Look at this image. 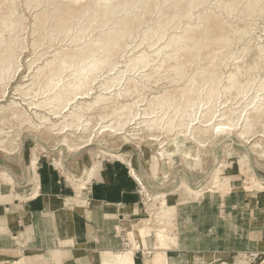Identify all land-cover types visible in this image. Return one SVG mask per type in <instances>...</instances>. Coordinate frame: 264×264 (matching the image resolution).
<instances>
[{"label":"rangeland","instance_id":"1","mask_svg":"<svg viewBox=\"0 0 264 264\" xmlns=\"http://www.w3.org/2000/svg\"><path fill=\"white\" fill-rule=\"evenodd\" d=\"M27 1L29 0H13V2L17 3V8L20 14H22L20 22H18L15 27L18 38L16 42L13 43L12 51L9 53L10 55H8V59L10 61L7 60L4 63H2V61L0 62V147L7 148V151L0 150V183L5 184V179H13L10 183L12 185H9L10 187L8 188L10 192V203L3 208V211L5 212L4 215H9L10 222L14 223L16 217V214H11L10 212H16L18 207L21 206L17 207L13 203L16 202L23 204L25 202V196L32 192L31 189L35 186L36 171H38V167L42 163L49 164L51 168H55L58 172H60V174H62L66 183L74 189V199L72 200V204L74 206H83L87 204V199L85 197L87 188L80 195L76 192L77 190L75 188H79V185L85 181L87 171H89L93 165L97 164V167H99V165L102 166L105 162L120 161L124 158L121 161H123L124 164L128 166L132 174L136 176L142 192L140 207L139 205L136 206V209L140 211V216L137 217L132 215L133 223H137L138 221L135 219L140 218L141 216L147 220H152L153 214L158 211L164 218H166L165 224H162H164V227L167 228L166 233L169 236L173 235L174 231L175 207L173 205L176 200V195L178 193L185 194L183 195L184 197H188L186 195H191L186 192L185 184L194 190H199L208 186L213 177L214 170L221 165L222 161L232 160V164H228V167L225 168L226 170L221 177L222 186L214 189V191L217 190L221 193H227L232 188H237L238 190L236 191L243 193L254 192L253 190L256 189L263 191L260 189V185L258 183H264V159L258 157L255 153V150L252 147L254 141L250 143L253 138L255 141L260 139L262 146H264V137L258 136L259 134L262 135V131L264 130L262 123L255 128L257 130L252 128L251 132L247 134L249 137H246L245 139L241 136L240 130L238 131V129L243 130L245 127L244 125L241 126L242 119L239 121V126L232 130L234 126L230 127L231 120L227 122L228 116L225 118L226 120L224 119V122L228 123L227 126H224L225 128L223 129L222 126L219 128L218 125L215 130H212V138L210 136L201 137L202 140H204L199 142L195 141L196 139L192 138L193 135L189 134L192 126L200 128V125L204 123L207 116L209 117L210 113L207 111L211 106H213L214 109L216 108L215 110H220L216 113L218 115L228 108L227 105H232V107L238 106L239 103L235 104V102L239 99V97H241V95L248 93L247 96H249L250 93L253 92L252 90L257 88L255 86L260 78H256V74L259 73L264 76V69L262 68L264 65V53L261 54L262 56L260 59V53H258L259 47H257L260 44L264 45V16H258L256 12L250 14L249 16L243 14L241 12L242 8L240 5L242 4V6H245L246 0H243L244 3L240 2V5L238 4L236 6V12L235 10H231L228 0H193L190 11L191 14L190 12L182 14L179 13L176 4L179 3L180 0H156V9L153 13L143 10L142 5L144 0H127V3L124 4L122 10V4H119L117 0L106 3H96L92 5L100 12H112V21L107 20L104 24L98 25V29H92V27L88 28L86 32V29H84V32H80V30H82L89 15H92L93 8L91 6L86 7L85 15L78 19L80 21L77 24H75L77 22L75 21L69 27H61L58 32V30H55V28L51 26V22L48 21L42 24L37 21L38 17L36 18V16L39 11L36 9L42 8V5L45 3L36 8L35 2H31L32 4L29 6ZM13 2L11 0H0V40H4V42H9V34L7 30L9 27H13V21L15 19L14 15L8 14V10L5 9V7L12 6ZM116 2H118V4H116ZM227 10H230V12ZM34 11L36 12L34 13ZM160 11H170L171 17L169 20H162V18L158 19L157 13ZM143 12V20L135 23L136 26L133 29L132 35L127 34L121 42V47L119 49L116 48V52L113 56V70H110L112 66L109 65V61H103L104 64L102 63L103 65L101 69L98 67L99 70H93L92 72L93 67L90 63L91 60L83 61L84 58H82L80 59L81 64L63 68L64 70H61L62 74L60 71L54 78H49L47 72L44 76L41 74L38 78L34 80L32 79L35 74H38L37 71L44 68L43 66L48 61H51L55 57V54L59 51H71L81 54L85 51V49H87L86 43H96L95 39L99 37L98 35L110 30L112 31L111 28L122 27V21L124 18L130 19L137 13L142 14ZM96 13H98V11L93 14L95 15ZM209 14L213 16L214 19L216 18V21L222 20L226 21L228 24L231 23L232 26H234L233 28L238 31H229L231 39L227 42L226 47L220 48L221 46H219L218 42L215 47L199 46L198 48H195L192 45L194 47L193 48L191 45L190 47L187 46L185 38H181L180 36L187 33L188 30H191L189 28H192L194 25V29H201L207 22V18L210 16ZM184 15L185 17H183ZM47 17L49 18L48 13H43V18ZM94 17L95 18L91 21V26L96 25L98 22V18L96 16ZM251 22H256V25L253 28L248 25V28L246 23ZM155 26L156 28H153ZM210 26L211 31L212 28H214V33L211 38H215L217 35V29L213 24ZM146 30H148L149 33ZM247 30H250L251 32L246 34ZM75 34L78 37L75 38L74 42H72L71 40L75 37ZM79 36L81 38H79ZM243 36L246 41L245 46H243L245 44ZM251 36L252 40L250 39ZM63 37L65 38L62 40ZM247 41L250 43L248 44ZM38 44H40L39 47H37ZM240 44L242 45L240 46ZM183 47L189 48L187 54H185L187 55V58H189L190 55H197L193 56L192 59L195 60H192L193 62L191 61L184 68L182 73L183 78L178 81L181 77L180 75H175L176 71L174 72L173 70L172 73L168 70L161 71V73H159V64H161L164 60H169L172 57L170 56L172 52L176 53ZM3 51V44L0 43V53ZM102 51L103 49L101 48L100 52ZM242 51L245 53L244 55ZM141 52L143 53V57L142 59H139L138 56ZM250 53H257L258 55H256V58H252L250 57ZM39 55L42 56L40 57ZM146 57H148V60H146ZM36 58L38 59L36 60ZM135 58L138 59V65L136 64V66L131 62V59ZM255 59L256 62H254ZM141 61L150 62V66L148 65V67L152 68L147 71H137L139 62ZM261 61L262 65H259ZM75 62L76 61H73V64ZM255 64L259 65L254 67L257 69L256 71L254 68L249 67V65L253 67ZM234 65L241 66V69L238 72V81H241V84L236 88L233 86L232 89L224 88L225 85L228 84L226 77L231 70H235ZM6 66H8V69ZM260 67L262 68V71ZM57 68L58 66L55 67V70H57ZM65 69H67L66 72ZM153 69L154 74H151L152 77L150 79H146V76H143V74L148 73L151 70L153 71ZM202 69H206L207 72L215 71V75L217 76L218 73L219 75L217 77L214 75V77L211 78L205 73L206 71L201 73ZM118 70H122L124 72V77H122L121 83L119 84L116 82L115 84L118 86L114 85V87L108 90L109 92L107 91V94H102L105 89L102 90L101 85L110 78L116 77L119 73ZM86 72L88 74L90 72L93 73L92 77L94 78V82L92 81L91 83L93 89L90 90V95L86 94L83 96L79 94L73 101L74 104L84 106V116L80 119V126L83 130H64V133L63 131L58 132L56 128L59 125L53 127L52 122H60L62 124L70 121L71 119L61 122L63 118L53 113V107H50V109L49 106L38 107L34 103H38L41 100L43 101L44 98H50L53 93L56 92L64 95V97H66V95L69 96L71 92H67L68 90L70 91L68 83L70 81H75L76 78H79L81 73ZM116 72L118 73L115 75ZM193 79H196L197 81V92L195 90V93L187 95L177 90L178 88H181L184 83H189V81H193ZM29 83H32V89H29V86H26ZM134 85H140L139 87H143V91L142 88H140L137 94H135V92L134 94L129 95L130 92L126 90L129 89L132 91ZM19 88L27 94L20 92V90H18ZM66 88L67 91L65 90ZM85 88L86 86L81 89ZM115 88L116 90H114ZM47 89H49V91ZM43 91L46 92L43 93ZM78 91L79 90L76 92ZM239 91L241 92L238 93ZM116 92L123 93H120V98H118L119 105L141 100V102H137V107L135 105L132 106L133 110L139 108L138 110L142 112V109L148 105L150 106L149 108L152 109L153 107V109L155 108L157 110L158 116H164L162 119L163 121H161V123L160 121L155 123L152 125L153 127L149 126V123H145V125L143 124L144 128H141L139 132L140 134L142 133V135H147L145 140L142 141L139 139H132L135 135H128L129 132H133V130H130V127H128L129 124L126 126L121 125V121H125L126 119H123L124 117L120 119V112L112 113V108L108 107V109L105 108L104 104L100 105V102L103 103L102 101H98L99 103L97 102V104L95 103L90 107L91 109H86L89 102H92L98 94L101 93V95L112 97ZM161 93L163 96L167 97L176 94L177 99V104H174L168 110L166 109L164 113H162V109L159 108L161 99H155V96H159ZM236 95H238L236 100H232V98ZM188 98H191V101H187ZM227 98L230 99L225 106ZM74 104L71 102V104L67 107L66 112L68 111V108L73 107ZM14 105H17V109L20 110L21 117H15V115H13L14 112L12 109ZM236 109L238 108H235V110ZM63 114H65V110ZM108 114H111L109 119L115 114L113 116L114 118L108 122L110 124L113 123V125H116L117 128L123 127V129L114 130L111 129L108 122L107 124L104 123L103 121L106 119L104 117ZM218 115L215 116V119L221 117ZM43 116L49 118L50 120H45L44 122V120H41L40 118ZM171 116H173L172 124L166 126L165 123H167L166 121H168ZM235 116L236 114L233 117ZM180 118H182V120L186 123H189L190 120L195 118V120H193L194 122L192 121V124L188 125V132L185 134L187 137L183 140L184 142L180 140L182 139V129L178 125ZM219 118L217 121L214 119V121H223L222 119L219 120ZM84 119L85 121H83ZM200 120L202 121L200 122ZM236 120L237 117H235L233 121ZM82 121L84 123L88 121L89 124L84 126ZM196 122L197 124L195 125L194 123ZM105 124L108 126L105 127ZM250 128L248 130H250ZM254 130L258 131L257 134H255L257 138H255L252 134ZM149 134H155L160 137L156 140L155 138H151L152 135L149 138ZM65 136H67L72 143H80L82 141L80 139H90L88 141L90 145H87L80 150L69 149L62 143ZM160 138H162L161 141H164L165 143L160 144ZM165 149L168 153H171L172 156L159 154L160 151ZM112 153H120L123 154L124 157L117 158L115 156H111ZM241 157L247 159V163L245 162L246 160H243L245 164H242V166L239 161L242 159ZM78 162L82 163V168L80 170L76 168V164ZM35 165H37V167H35ZM203 191L199 192L202 194ZM155 195H158V197L153 198L152 201L148 200L149 197L152 198ZM13 199L16 200L13 201ZM154 200H156V202ZM153 201L155 203L151 204ZM11 205H13L12 208L10 207ZM151 225L152 224L148 227H151ZM153 226L155 225H152V227ZM123 234H125V230L121 231L120 238ZM149 238L154 239V236ZM128 240L131 242L130 238ZM167 246H169V244L161 247L166 248ZM122 249L129 250L131 247L124 248L122 246ZM161 252L163 253L164 251ZM237 257L238 264H245L238 254ZM30 259L32 264H37L35 259ZM5 260L2 259L0 264H9V261L13 263H20L24 261L14 259Z\"/></svg>","mask_w":264,"mask_h":264},{"label":"crops","instance_id":"2","mask_svg":"<svg viewBox=\"0 0 264 264\" xmlns=\"http://www.w3.org/2000/svg\"><path fill=\"white\" fill-rule=\"evenodd\" d=\"M81 165L78 162L76 168ZM100 166L91 182L80 191L75 188L79 195L87 188V204L74 206V189L60 172L42 163L37 171L38 193L23 204L13 203L21 205L10 212L16 214L14 223L3 211L10 203V184L0 183V261L32 264V258L37 264H103L112 255L120 258L126 251L120 234L140 207V185L121 160ZM236 190H204L197 197L178 193L169 246L162 248L148 238L146 246L135 251V264H146L156 251H164L160 264H238V252L264 251V190Z\"/></svg>","mask_w":264,"mask_h":264},{"label":"bare ground","instance_id":"3","mask_svg":"<svg viewBox=\"0 0 264 264\" xmlns=\"http://www.w3.org/2000/svg\"><path fill=\"white\" fill-rule=\"evenodd\" d=\"M11 1L13 2V0H11ZM110 1H113V0H29V1H27V4L30 6V4H32L31 2H35L36 3L35 6H36V8H38L43 3H45L44 5H42V8L36 9L37 11H39L37 13V16H36V18L38 17V20L37 21L40 22V23H42V24L43 23H46L48 21L51 22V26L54 27L55 30H58V32L61 29V27H64V26L69 27L75 21H77L75 23V24H77L80 21L78 19L82 18L85 15V13H86V10H85L86 7L91 6L93 8L92 15L91 16L89 15V17L86 20L85 25L83 26L82 30H80V32L81 31L84 32V29H86L85 30V32H86L88 30V28H91L92 27V29H98L99 28L98 25L104 24L105 22H107V20H109V21L111 20L112 21V19H111L112 18V15H111L112 12L111 11L100 12L97 8H95V6L92 5V4H96V3H102V2L106 3V2H110ZM117 1L119 2V4H122V8H121V10H122L124 4L127 3V0H117ZM192 1L193 0H180V2L176 4V7H177L179 13L182 14V13H188V12H190L191 11V6H192L191 5L192 4ZM228 1H229L230 6H231V10H235L236 6L240 2H243L244 3L243 0H228ZM118 2H116V4H118ZM143 2H144L143 5H142L143 10H146L149 13L155 12L156 2H157L156 0H144ZM196 3H197V1H196ZM227 4H228V2H227ZM240 6L242 8L241 12L243 14H246V15L249 16L250 14L256 12L258 16H264V0H246V5L245 6L244 5L242 6V4H241ZM5 9L8 10V14L9 15H14L15 16V19L13 21V23H14L13 27H9V29L7 30L8 34H9V42H7V41L4 42V40L3 41L0 40V43L3 44V49H4V51L2 53H0V62L2 61V63H4L7 60H9L8 59V55H10L9 53L12 51V48H13L12 45H13V43L16 42V40L18 38L17 37V34H16V28L15 27L18 24V22H20L21 15H22V14H20V12H19V10L17 8V3H15V2H13L12 6H6ZM95 9H97V10H95ZM227 9H228V7H227ZM97 11H98V13H96L94 15L93 13L94 12H97ZM35 12L36 11H34V13ZM45 12H47L48 15H49V18H52V19H49L48 17L47 18H43V13H45ZM228 12H230V10ZM235 12H236V10H235ZM143 14H144V12L142 14H138L137 13L133 18H130V19L124 18L123 21H122V27L121 26L120 27H114V28H111L112 31L110 30V31L105 32L106 34L103 33V34L98 35L99 37H97L95 39V42L96 43H92V44H87L86 43L87 49L84 48L85 51H83L81 54H77V53H74V52H71V51H68V52H61V51H59L57 54H55V57L51 61H48L43 66L44 68H41V66H40L41 70L39 69L37 71L38 74H35L32 77V79L34 80V79L38 78L41 74L44 76L47 72H48L49 78L50 77L51 78H54L55 76H57V74L61 70H64L63 68H68V66L81 64L80 63V61H81L80 59H82V58H84L83 61H85V60L86 61H90L91 60L90 63L92 64V67H93L92 72H93V70L94 71L95 70H99L98 67L101 69L102 65L104 64L103 61L104 62L109 61V65L112 66L110 68V70H113V66H114V64H113L114 63L113 62V60H114L113 56H114V54L116 52V48L119 49L121 47V42L124 39V37H126L127 34H131L132 35L133 29L136 26L135 23L138 22V21H142L143 20V18H142L143 17ZM157 14H158V19H161L162 18V20L166 19V21L169 20V18L171 17V12L170 11H160ZM190 14H191V12H190ZM240 15H241V13H240ZM94 16H96L98 18V22H97L96 25H94V26L92 25L91 26V21L93 20V18H95ZM215 16H216V14H215ZM155 17H156V15H155ZM183 17H185V15ZM255 19H256V17H255ZM205 20H206V18H205ZM150 22H152V21H150ZM203 23H204V21H203ZM212 24L215 25V27L217 29V35L215 36V38H211L212 34L214 33V31H213L214 28H212V31H211V26L210 25H212ZM246 24H247V26L250 25L253 28L256 25V22H251V23H246ZM257 24H258V22H257ZM193 27H195V25L192 26V28H189L191 30H188V31L185 30V31H187V33H185L184 35H181L180 37L181 38H185L186 45L187 46L190 47V45L191 46L193 45L195 48H198L199 46H202V47L203 46H206V47H212V46H214L215 47V45L217 44V42H218L219 46H221L220 48L226 47L227 42L231 39L230 34H229V31L230 32H234V31L236 32V31H238L237 29L233 28L234 26H232L231 23L228 24L226 21H222V20H220V21L217 20L216 21V18L214 19V17L211 16V15L208 16L207 22L203 25V27L200 26V27H202L201 29H194ZM153 28H156V26L153 27ZM158 28H159V26H158ZM248 28H249V26H248ZM146 31H148V30H146ZM250 32H251L250 30H247L246 31V34H248ZM148 33H149V31H148ZM79 35H80V33H79ZM80 36H79V38H81ZM162 36H163V34H162ZM77 37L78 36H76V34H75V37H73V39L71 41L74 42L75 41V38H77ZM64 38L65 37H63L62 40ZM71 38H72V36H71ZM71 38H69V39H71ZM144 38H146V37H144ZM243 38H244V36H243ZM250 39L252 40V36L250 37ZM247 40H248V38H247ZM244 41H245V38H244ZM254 41H252V42H254ZM244 43L245 44L243 46L246 45V41ZM249 43L250 42H248V44ZM35 45H36V43H35ZM241 45L242 44H240V46ZM39 46H40V44L37 45V47H39ZM167 46H169V45H167ZM171 46H172V44H171ZM183 46H185V45H183ZM257 47H259L258 48V53H260L259 54V57L261 59V56H262L261 54L264 53V45H261L260 44ZM101 48L103 49L102 52H100V49ZM170 48H172V47H170ZM42 49H43V47H42ZM188 49H189L188 47H183V48H181L179 50L177 49L178 51L176 53H173L171 51L172 54L169 53L170 56H172L169 59L170 61L169 60H164L161 64H159L160 65L159 68H158V70L160 71L159 73H161V71H167V70L168 71H171V73H172V70L174 72L176 71L175 75H180L181 78L178 77L179 78L178 81H180L183 78L182 77L183 76L182 73H183L184 68L192 60H195V59H192L193 56H197L195 54V55H190L189 58H187V55H185V54H187ZM238 51H239V48H238ZM232 53H233V50H232ZM242 53H243V51H242ZM44 54H45V52H44ZM137 54H139V53H137ZM244 54L245 53H243V55ZM250 55H251L250 57L256 58V55H258V54L257 53H253V54L250 53ZM142 57H143V53L141 52V54H139L138 58L139 59L140 58L142 59ZM12 58H13V53H12ZM37 59L38 58H36V60ZM146 60H148V57H146ZM9 61H8V63H9ZM73 61H76V62L73 64ZM137 61H138V59H136V58L135 59H131V62L133 64H135V66L138 63ZM254 62H256V59H255ZM8 63H7V65H8ZM149 63L150 62H148V61H143V62L141 61V62H139V67H138L137 71H139V70L140 71H147L150 68H152V67H148ZM258 63H259V61H258ZM257 64H255L254 66L252 65L253 67H251L249 65V67L250 68H254V67H257L259 65H262V61H261V63L259 65H257ZM57 66H58V68H57V70H55V67H57ZM263 66H262V68L264 69ZM234 67H235V70L234 69L231 70V72L226 77L227 78V81H228V84H226L224 88L232 89L233 86H234V88H236V87H239V85L241 84L240 83L241 81L240 82L238 81V78H239V73L238 72L241 69V66L240 65H234ZM6 68L8 69V66H6ZM133 68H135V67H133ZM262 68H261V71H262ZM66 70L67 69H65V72H66ZM254 70L256 71L257 69L254 68ZM131 71H132V69H131ZM204 71H206V69H202L201 73L204 72ZM92 72H90L89 74L87 72L86 73H81L78 79L76 78L75 81H70L68 83V86H69L70 91L69 90L67 91V88L65 90L67 92H71V94L69 96H67L65 94L66 97H64V95L56 92V93H53L52 97L47 98V99L44 98L46 100L43 99V101L42 100L41 101L39 100L40 102L34 103L38 107H46V106H49V109H50V107H53L54 108L53 109L54 110L53 113L55 115L61 116L63 118V120L61 122H64L66 120L71 119L70 121L65 122V123H62V124L60 122H52L53 127L59 125L56 128L58 130V132H62L63 131V133H64L66 130H74V131L75 130H78V129L83 130V128L80 126V119L83 118V116H84V113H83L84 106H82L80 104H74L73 101L77 98V95H79V94H81L83 96L86 95V94L90 95L89 94L90 93V90L93 89L91 83H92V81L94 82V78L92 77V75H93ZM118 72L115 73V75L118 73L116 75V77L110 78L108 81H106L105 83H103L101 85L102 90L105 89V91H103L102 94H107L109 92L108 90H110L112 87H114V85H117V84H115L116 82L119 83V84L121 83L122 77H124V75H123L124 72L122 70H118ZM218 72H216V73H218ZM257 72H259V71H257ZM205 73L208 74L211 78H213L214 75H215V71H210V72H207L206 71ZM61 74H62V71H61ZM151 74H154V69H153V71L151 70L148 73H144L143 76H146L145 77L146 79H150L152 77ZM77 75H78V73H77ZM218 75H219V73H218ZM256 75H255L256 78H260L259 81H258V83H257V85L255 86L257 88H254V90H252L253 92H251L249 96H247L248 93L245 94V95L244 94L241 95V97H239V99L235 102V104L236 103H239L238 106L232 107V105L231 106L230 105H227V102L230 99V98H227V100L225 101V103H226L225 106L227 105L228 108L225 109L223 112H221L219 115L216 114V113L219 112L220 110H215L216 108L214 109L213 106H211V107L209 106L210 108H209V110L207 112L210 113V115H209V117L207 116L206 120H204V123L202 125H200L201 127L200 128L199 127H196L195 128V126H192L190 128L191 131H190L189 134L193 135L192 138L196 139L195 141L201 142V141L204 140V139L202 140L201 137H206V136H210L212 138V134H213L212 130H215L218 125H219V128H221V126H222V128L224 129L225 128L224 126H227V124H228L227 122L229 120H231V123H230L231 126L230 127L234 126V128H232V130H233V129H236L239 126L238 125L239 124V121L242 119L241 126L244 125L245 127H244L243 130L242 129H238V131L240 130V134H241V136L244 139L246 137H249V135H247V134L249 132H251L252 128H254V129L257 128L260 123H262V125L264 127V76L261 75V74H259V73L256 74ZM69 76H71V75H69ZM217 76L215 75V77H217ZM248 78H249V75H248ZM250 78H251V75H250ZM160 79H161V77H160ZM246 79H247V77H246ZM255 79H253V80H255ZM129 80H130V78H129ZM174 81H175V79H174ZM196 83H197L196 79H193V81H189V83H186V84L184 83V85L182 84L183 86L181 88H178L177 90L179 92H181L183 94H187V95L190 94V93H195L196 85H197ZM253 83H254V81H253ZM26 86L27 87L29 86L28 87L29 89H32L33 88V87L31 88L32 83H29ZM84 86H86V88L85 89H81ZM139 86L140 85H138V86H135L134 85L133 88H132V91H130L129 89H127L126 91L130 92L129 95H132L135 92H136L135 94H137V92L140 90V88H142V91H143V87H139ZM53 87H51V88H53ZM18 90H20V92L24 93V91L21 90L20 88ZM47 90L49 91V89H47ZM77 90H79V91L76 92ZM114 90H116V88ZM45 92L46 91H43V93H45ZM196 92H197V90H196ZM240 92L241 91H239L238 93H240ZM120 93H122V92H120ZM120 93L119 92H116L114 94V96H112V97H110V96L108 97L106 95H101V93H100V94H98L95 97V99L92 102H89V105H88V107H86V109L87 110L88 109H91L90 107L93 106L95 103L97 104L98 101H102L103 103L100 102V105L101 104L102 105L104 104L105 105V108H108V107L112 108V113L120 112V116H119L120 119L122 117H124L123 119H126L125 121H121V125L122 126H126L127 124H129L128 127H130V130H133V132H129L128 135H135L133 137L131 136L132 139H139V140H142V141L145 140L147 135L146 136L145 135H142V133L140 134V132H139V130H141V128H144L143 124L145 125V123H149L148 125L149 126H152L155 123H158L159 121L161 123V121H163L162 119L164 118V116H161V115L158 116L157 115L158 114L157 113V110L155 108L153 109V107H152V109L149 108L150 106H148V105H147V107H145V108L142 109V112L138 110L139 108L133 110L132 109L133 108L132 106L135 105L137 107V102H141V100H137V101L132 102V103L131 102H127L125 104H120L119 105L118 98H120V95H121ZM125 93H127V92H125ZM24 94H27V93H24ZM237 96L238 95H236L234 98H232V100L233 99L236 100ZM155 99H158V100L161 99L160 100V104H159V108L162 109V111H163V112L161 111L162 113H164L166 109L168 110L169 108H171L174 104H177L176 94H174L173 96H168L167 97V96H163L162 93H161V95H159V96L156 95L155 96ZM187 101H191V98H188ZM71 102L74 105H73V107L68 108V111L66 112V109L69 106V104H71ZM231 104H233V103H231ZM16 106L17 105H14V107L12 109V111L14 112L13 115H15V117H21V112H20V110L17 109ZM224 107H223V109H224ZM235 108H238L239 110L238 109L235 110ZM64 110H65V114H63L64 113ZM69 110H71V111H69ZM248 110H249V112H248ZM116 114H118V113H116ZM235 114H236L235 117H237V120L236 121H233L235 119V117H233ZM36 115L39 116L38 114H36ZM110 115L108 114V115H106L104 117V118H106L105 121H103L104 123L107 124L108 121H111L114 118L113 116L115 114L109 119ZM216 115L221 116L220 118L219 117L218 118H219V120L222 119L223 121L216 122L218 120L217 117H216L217 119H215V116ZM173 116H171L169 120L167 119L168 121H166L167 123H165L166 126H169V125L172 124ZM227 116H228V118H227L228 120H227V122H224L226 120L225 118ZM40 118H41V120H44V122H45V120H50L49 118H46L45 116L40 117ZM195 118L194 119L191 118L192 120H190L189 123L184 122L182 120V118L179 119L178 125L182 129V130L180 129L182 131L181 132L182 139H180L181 141H183V140L186 139L185 137H187V136L185 134L188 132V125L192 124V121L195 120ZM214 119L216 121H214ZM83 121H85V119ZM83 121H82V123H83L84 126L87 125V124H89L88 121L85 122V123ZM201 121L202 120H200V122ZM106 124L104 125L105 127L108 126ZM194 124L196 125L197 122L194 123ZM130 125H132V126H130ZM109 126L111 127V129H114V130L123 129V127L117 128V126L116 125H113V123H111ZM249 128H250V130H248ZM148 129H149V127H148ZM255 130H257V129H255ZM255 130L253 131L252 134L255 136V138H257L255 134H257L258 131H255ZM221 131H223V130H221ZM182 133H183V135H182ZM150 136H151V138H155L156 140H158V137H160V136L155 135V134H149V138H150ZM258 136L264 137V130L262 131V135L259 134ZM80 140H82L80 143H75V142L72 143V141H70V139L67 136H65L64 139L62 140V143H63V145H66L69 149H72V150H80L83 147H85L87 145H90L88 143V141L90 139H85V140L80 139ZM161 140H162V138H160V141ZM252 141H254L253 144H252V147L254 148L255 153L257 154L258 157L264 159V146H262V144L260 142V139H258V140L255 141V139L253 138V139H251L250 143H252ZM163 143H165V142L164 141H161L160 142V144H163ZM4 146H6V145H4ZM6 149L7 148H5V147H0V150L7 151ZM159 154H165L167 156H172V154L171 153H168L166 151V149L160 151ZM111 156H115L117 158L124 157V155L123 154H120V153H112ZM241 158L242 159L239 160V161L241 162L240 165L242 166V164H245L243 162V160H246L245 162L247 163V159H244L243 157H241ZM122 159H124V158H122ZM228 164H232V160H230V161H222L221 162V165L217 169L214 170L213 177H212L211 182H210V184L208 186H205V187H203V188H201L199 190H194V189L190 188L188 185L185 184V186H186V192L189 193V194H191V195H193V196H195V197H197L198 195L201 194L200 192L203 191V190L214 191V189H216L218 187H221L222 186L221 177H222V175L224 174V172L226 170L225 168L228 167ZM35 167H37V165H35ZM96 170H97V164L96 165H93L89 169V171H87V174H86V177H85V181L82 182V184L79 185V188H77V190L80 191L83 188L84 184H87V183H89V182L92 181V178H93ZM5 180H6L5 181L6 183L4 185L6 187L7 185H9L11 183V181L13 179L12 180L11 179H5ZM258 184L260 185V189L261 190H264V183H258ZM10 185H12V184H10ZM38 185H39V181L37 179V171H36V184L33 187V189H31L32 192L29 193L27 196H25V198H24L25 200H28V199L32 198L33 196H35L38 193V189H36ZM159 196H164V195H159ZM157 197H158V195H155L152 198L149 197L148 200L149 201H152L153 198H157ZM154 201L156 202V200H154ZM154 201L151 204L155 203ZM139 213H140L139 210H135L134 211V214L137 217L140 216ZM154 214L152 216V218H153L152 220L151 219L147 220L145 218H142V216H141L140 218L135 219V220L138 221L137 223H133V221H132V222H129L128 223V226L125 225V228H124L125 235L127 236L128 239L129 238L131 239V242H130L131 244L127 248H130L131 247V249L126 250L125 253H121L122 255H120V258H118L117 255L116 256L115 255H112V256H110L108 258H105V262L103 264H135V260H134L135 259V255H134L135 251L137 249H140V248L145 247L146 246L147 239L149 237H152V236H154V239L157 241V246H166L168 244V241L171 240V238H172L171 236H169L166 233L167 228L164 227L166 218H164L163 215L160 212H158V211H156ZM162 223H164V224H162ZM150 224L155 225V226L152 227V225H151V227H148ZM143 251H144V249H143ZM159 252H161V251H159ZM159 252H157V251L155 252V258L154 259H150V258L147 259L146 264H160L161 262H163L161 257L163 256V258H164V253L162 255ZM147 253H150V251H148ZM150 260L151 261L153 260V262L150 263ZM245 264H246V262H245Z\"/></svg>","mask_w":264,"mask_h":264},{"label":"built area","instance_id":"4","mask_svg":"<svg viewBox=\"0 0 264 264\" xmlns=\"http://www.w3.org/2000/svg\"><path fill=\"white\" fill-rule=\"evenodd\" d=\"M121 242L124 248L129 247V245L131 244L130 240H128L125 234L121 236ZM238 255L241 257L242 260L246 262V264H264V251L244 250L238 252Z\"/></svg>","mask_w":264,"mask_h":264}]
</instances>
